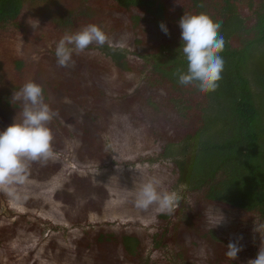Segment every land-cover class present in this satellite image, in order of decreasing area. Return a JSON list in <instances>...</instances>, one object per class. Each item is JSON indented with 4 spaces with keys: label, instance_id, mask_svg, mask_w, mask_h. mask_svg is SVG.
Returning <instances> with one entry per match:
<instances>
[{
    "label": "trees",
    "instance_id": "trees-1",
    "mask_svg": "<svg viewBox=\"0 0 264 264\" xmlns=\"http://www.w3.org/2000/svg\"><path fill=\"white\" fill-rule=\"evenodd\" d=\"M242 1L244 0H0V26H20V19L27 5L32 7L36 16L41 17V13H44L48 17L53 36H58L60 32L71 33L94 23L102 28L112 42L121 38V35H126V30L130 27H145L146 22L154 23L156 28L165 19L176 21L179 27L178 21L184 12L204 13L214 22L220 23V34L224 37L225 44L219 55L224 59V69L218 87L208 93H201L194 87L178 83L175 75L177 69L186 70V59L178 31L168 30V34L164 33L159 42L156 37L157 45L154 46L153 42L152 48L142 45L140 38L132 43L136 35L129 33L125 43L130 48V55L154 61L152 67L155 76L160 82L166 81L169 84L170 91L162 90L163 96L158 98V106L154 111L151 110L152 113L158 114L163 107L165 116H162L161 121L171 124L172 127L168 130L171 137L195 140V143L186 142L182 149L183 156L173 162L178 181L192 190L204 189V199L216 208L256 213L264 217V75L260 70V62L258 61L259 65L255 61L264 53V49L257 53V48L264 43V0H245V4ZM102 13L110 16L109 28L94 20L96 14L103 17ZM107 47L108 44H105L104 48ZM96 48L99 46L92 44L80 55L73 54L75 65L62 67V74L67 81L65 85L29 78L24 71V59L0 56V126L9 122L11 113L22 108L21 102L12 100L13 92L18 91L26 81L32 80L42 86L45 102L55 113L51 121L59 130L54 131L57 133H54L52 147L68 153L67 145L73 142L72 158L82 162L94 160L91 145L93 139H98L96 151H101L102 134L106 136L113 133V126L117 125H112L111 122L105 127L99 121L101 115L110 110L111 116L107 118L111 121V117L117 116V113L135 116L130 108L126 110L127 91L129 86L135 85L139 74L138 70L133 71L134 74L121 87L120 94L109 98L102 84L104 64L87 57L92 53L90 49ZM156 52H163L165 55L157 57ZM108 57L123 66L129 65L133 60L116 50L109 51ZM252 65L254 67L251 70L259 82L257 91L253 90L248 77ZM177 98L183 104L180 114L173 116L170 114L174 109L177 110ZM166 99L172 100L173 105ZM78 104L85 108L79 109ZM150 104L152 103L149 102ZM80 110L85 112L81 118H78L79 114L73 115L74 111ZM218 122L222 123L219 130L214 131L211 136L206 135ZM79 145L83 147L79 148ZM72 176L76 174H70L68 180L53 192L59 207L71 205L76 202L77 197L79 206L83 199L88 201L87 208L100 210L105 206L102 201L106 197L104 184L92 185L87 176H77L70 183ZM91 194L94 198L90 200ZM87 208L81 207V210ZM194 217V225L182 232L183 237L187 232L193 235L194 232H199V228L194 227L200 221ZM69 220L75 218L69 217ZM158 222L152 239L156 245L162 246L168 240V226L162 221ZM1 231L6 233L8 230L0 226ZM74 234L81 236L72 242V248L83 250L84 253L82 260H77L75 264H86V261L108 264V257L111 264L115 253L119 251L123 252L124 260L135 263L143 253L146 241L145 233L139 229L114 231L100 236L87 231L75 232L73 236ZM49 247L51 246L48 245ZM58 254L53 249L47 251L48 256H44L43 264H67ZM222 260L219 258L215 264H221L218 262Z\"/></svg>",
    "mask_w": 264,
    "mask_h": 264
},
{
    "label": "rangeland",
    "instance_id": "rangeland-1",
    "mask_svg": "<svg viewBox=\"0 0 264 264\" xmlns=\"http://www.w3.org/2000/svg\"><path fill=\"white\" fill-rule=\"evenodd\" d=\"M242 4H245V0ZM41 14V17L36 16L32 7L27 5L20 19V26L15 27L13 24L0 26V56L24 59L26 62L24 71L29 78L49 84L65 85L67 81L54 54L56 42L65 33L60 32L58 36H53L48 17L44 13ZM102 16L98 17L96 14L94 20L109 28L110 16L104 13ZM29 18L39 20V29L33 31L27 22ZM162 21L171 32L176 30L181 33L176 21L165 19ZM159 24L156 28L154 23L150 22H146L145 27H130L126 30V35H121V38L112 42L113 47L108 45L107 48L103 46L95 50L90 49L92 53L87 57L90 60H100L104 64L102 84L109 98L118 96L125 81L134 74L133 71L138 70L135 85L129 86L127 91L126 110L131 109L130 112L135 116H130L129 113L122 115L117 113V116L111 117L113 118L111 121L107 118L111 116L110 110L101 115L99 121H102L105 127L111 122L112 125L116 123L117 125L113 126L115 129L113 133L106 136L102 134L104 137L102 136L101 151H96L98 139L96 137L93 139L91 145L94 160L82 162L80 159L72 158L73 142L67 145L68 153L53 146L52 155L46 163H29L23 183H14L6 189L0 188V226L8 230L6 233L0 232V264H35V262L43 264L44 256H48L46 253L51 249L58 252L65 263L75 264L77 260H82L84 253L83 250L72 248V242L81 236L77 234L73 236V233L81 231L99 236L114 231L134 229L145 233L146 241L138 261L132 263L124 260L123 252L119 251L115 253L111 264H215L219 258L223 259L218 262L221 264H247L249 259L255 258L259 248H264V217L256 213L216 208L204 199V189L192 190L177 179L173 162L183 156V145L186 142L195 143V140L171 137L168 131L172 127L171 124L161 121L162 116H165L163 107L158 114L152 113L151 110L154 111L158 106L156 103L158 98L163 96L162 90L170 91L169 84L166 81L160 82L155 76L152 67L154 61L130 55V48L125 43L126 36L133 34L136 38L132 43L140 38L142 45L152 48L155 42L154 46H156V37L159 42L164 34ZM121 43L123 47L119 46ZM263 49L264 43L257 48V53H260V50L263 52ZM112 50L123 53L126 58L133 60L126 66L120 65V62L115 63L108 57L109 51ZM156 55L161 57L165 54L156 52ZM73 60L76 62V59ZM255 61L257 64L258 61L260 62L262 67L260 70L264 75V53ZM253 67L250 66L248 77L253 90L257 91L259 82L258 77L251 70ZM166 101L172 105L174 103L172 100L166 99ZM176 101L177 110L174 109L170 114L173 116L180 112L183 104L178 98ZM149 102L152 104L149 105ZM86 104L85 101V106ZM78 108L85 107L84 105L80 107L78 104ZM21 109L11 113V119L0 126V130L11 124L15 117L19 120ZM169 109L173 110L171 107ZM82 113L85 112L80 110L72 114L74 116L79 114L78 118H81ZM169 119L171 120L172 117L170 116ZM221 125L222 123L218 122L206 135L211 136ZM48 127L54 142V133H57L54 131L59 129L55 128L52 121ZM70 174H76L70 177L72 178L70 183L75 181L77 176L79 178L87 176L91 179L92 185L104 184L106 197L102 201L105 206L100 210L94 207L87 208L86 199H83L79 206L77 204L79 197H77L76 202L71 205L59 207L53 192L68 180ZM151 178L159 181L158 191L175 193L180 198L179 206L174 213L158 214L155 205L146 210L135 206L137 190L143 182ZM92 197L94 198L93 194L89 196L90 200ZM81 207L87 210H81ZM213 208L216 215H219L220 210L225 220L210 229L209 220ZM193 216L200 221L194 227L199 228V232H194V235L187 232L183 237L182 232L195 223ZM69 217L75 220H69ZM158 221L168 226V240L162 246L156 245L152 239L157 231ZM230 241L237 242L242 249L235 260H230L225 255L226 245ZM48 245L51 247L48 248ZM106 261L110 264L111 260L108 257ZM85 263L98 264L95 261Z\"/></svg>",
    "mask_w": 264,
    "mask_h": 264
},
{
    "label": "clouds",
    "instance_id": "clouds-1",
    "mask_svg": "<svg viewBox=\"0 0 264 264\" xmlns=\"http://www.w3.org/2000/svg\"><path fill=\"white\" fill-rule=\"evenodd\" d=\"M33 31L39 29V20L27 21ZM179 28L182 52L186 59V70L177 69L178 83L185 87H194L201 93L215 91L222 78L224 59L220 52L224 48V37L220 34V23L214 22L204 13H185L180 17ZM160 29L168 34L163 22ZM103 47L112 41L100 26L89 23L75 32H66L55 44V57L60 67L74 66L73 54L80 55L90 45ZM123 47V43L119 45ZM12 100L22 103L20 119L0 130V188H7L14 183H23L30 162H44L52 155V133L48 124L55 113L45 102L40 84L28 80L18 91L13 92ZM159 181L151 178L143 182L135 194V206L148 209L155 205L158 214H172L179 206V197L175 193L158 191ZM225 220L215 208L210 217V229ZM225 255L230 260L237 259L241 246L237 242L226 245ZM247 264H264V248H259L254 259Z\"/></svg>",
    "mask_w": 264,
    "mask_h": 264
}]
</instances>
